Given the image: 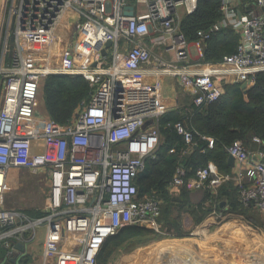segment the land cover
<instances>
[{
	"label": "built area",
	"instance_id": "obj_1",
	"mask_svg": "<svg viewBox=\"0 0 264 264\" xmlns=\"http://www.w3.org/2000/svg\"><path fill=\"white\" fill-rule=\"evenodd\" d=\"M199 1L0 0V22L7 28L0 36V247L6 251L1 264H22L18 246L35 239L40 227L47 228L44 258L55 259L54 264H97L105 241L125 227L162 233V201L140 197L136 185L146 160L160 145L158 124L166 114L160 85L151 79L179 77L192 91L194 104L205 107L223 95L217 79L254 84L264 74V0H222L223 20L209 32L199 31L194 43L204 58L213 33L232 27L241 37L237 51L204 71L190 72L192 42L180 29L179 8L193 14ZM243 1L260 12L239 16ZM131 8L134 16L128 15ZM70 23L77 30L70 37L77 35L78 46L70 43L62 64L55 65L53 47L45 45L55 43ZM23 40H33L39 53L44 47L49 50L45 64L46 56L39 54L35 65L27 61L25 55L31 53ZM147 40L153 49L174 53L176 63L156 56ZM108 41L112 46L105 56ZM88 48L82 55L80 50ZM77 56L85 64L78 65ZM153 63L152 75L146 69ZM51 75L82 76L95 87L91 100L67 125L38 114L40 88ZM148 121L152 124L145 127ZM176 129L191 150L193 133L182 123ZM204 139L213 149L215 140ZM227 151L246 165L237 177L241 204L264 213V152H251L240 141ZM13 170L48 173L50 191L41 217L4 208ZM183 175L179 169L171 187L184 185ZM229 179L209 165L199 168L187 186L214 190Z\"/></svg>",
	"mask_w": 264,
	"mask_h": 264
},
{
	"label": "trees",
	"instance_id": "obj_2",
	"mask_svg": "<svg viewBox=\"0 0 264 264\" xmlns=\"http://www.w3.org/2000/svg\"><path fill=\"white\" fill-rule=\"evenodd\" d=\"M222 5V0H200L193 14L183 16L180 29L190 42L198 40L199 31L209 32L223 20ZM240 39L239 33L232 27H224L216 31L205 43L203 62L208 64L222 62L225 56L237 51ZM42 84L47 115L59 125L69 124L81 109L82 104L91 100L95 91V87L82 76L51 75ZM222 86L224 93L217 102L205 107H197L192 100L191 112L187 116L183 117L175 113L165 114L159 120L160 145L146 160L145 170L138 175L136 185L140 197L156 196L162 201L161 220L166 223L173 222L171 219L173 210L180 209L189 213L198 223L206 219L212 211L206 207L213 197L210 190H207L205 201L197 206L189 203L186 186L181 189L180 200H174L169 187L179 169L184 172L185 182L194 178L199 168H206L211 162L216 164L222 174L230 175L227 150L236 141L242 142L246 149L253 150L256 149V145H259L256 142L257 139L260 142L261 151L264 152V74H258L254 84L246 90L242 88L241 83L237 82L224 81ZM178 123H182L193 133V151L190 154L184 153L190 150V147L186 145L184 136L178 133L176 129ZM204 138L215 140L213 149L209 148ZM172 150H174L173 153H171ZM213 199L218 202L217 209L222 216H229V219L242 218L245 222L240 219L241 226L247 223L254 229L264 227L261 212L253 207H244L240 202L239 189L236 187L233 190L231 182L221 185L218 195ZM223 200L228 202L226 207L228 210L224 213L221 207ZM41 216L39 212L34 217ZM241 226L231 224L224 229L225 232L230 231L236 235V238L232 239L225 237L228 241L227 247L241 246L244 248V253H248L249 256L255 251L254 247L262 243H252L245 237H241L239 233H243V230L247 235H255L249 228ZM200 231L206 233V230ZM149 235L162 236L145 228L133 226L123 228L117 235L105 241L97 258L98 263L108 264L109 259L130 238H144ZM260 238L264 239L262 236ZM251 244H254V247H251ZM5 254L6 251L0 247L2 262ZM29 262V257H25L22 261L23 264Z\"/></svg>",
	"mask_w": 264,
	"mask_h": 264
},
{
	"label": "rangeland",
	"instance_id": "obj_3",
	"mask_svg": "<svg viewBox=\"0 0 264 264\" xmlns=\"http://www.w3.org/2000/svg\"><path fill=\"white\" fill-rule=\"evenodd\" d=\"M179 11L182 13L183 9L179 8ZM72 25L73 24L71 23L66 25L67 31L62 32L61 35L56 38L55 43L53 41L52 43L49 42L50 45L49 44L45 45V47H49V46L51 48L53 47L50 54H51V57L53 58L52 63L55 65L62 64L70 43H72L73 46H78L77 43H75L77 42V37H76L77 35H75L73 39H71L70 37V31H72L73 35L76 34L77 32L76 29H73L75 27L72 28ZM70 29H73V30H70ZM6 32H7V28H3L2 23L0 22V36H1V33L2 34L4 33L5 35ZM81 44L82 46L84 45V43H81ZM22 45L26 47L31 53V55H28V54L25 55L27 61L31 65H35L34 63L36 62L38 58V54L41 56V58L43 56L44 57L46 56L45 57L46 59H44L43 57L44 64L46 63V60L49 57V56L47 57V53H48L47 51H49L48 49L43 50L45 47L41 48V50L44 51V53L42 52L39 53L38 49H35L34 47L33 40H23ZM124 45L125 43L122 42L121 48H120V54L122 55H124L127 51V47H125ZM90 50L91 48L86 49V51L84 49L80 51L82 55H86L87 54L86 52ZM76 63L78 65L85 64L84 60L80 56H77ZM67 65L69 66V63L66 64L65 62V66ZM43 99H44L43 91H42V88H40L39 110L38 111L40 114L48 117L47 112L45 110ZM12 173L15 175L13 181L10 180V175ZM12 173L9 175L8 180H7V185H6L5 195H4V200H5L4 207L6 209H11V208L18 209L20 212L25 213L29 215L30 217H34L39 212H42V210L45 208L46 199L50 191V186L47 180L48 178L44 177L43 175L34 176L32 172L28 170H21V171H15V172L13 171ZM205 193H206V190L204 188L192 190L190 192V201L194 203H197V202L200 203L204 199ZM216 212H219V211H216ZM176 214H178V211L173 210L171 214V218L173 217V215H176ZM218 216L219 214L213 217L216 219H214L213 221H210L211 223H209L208 220L212 217H209L203 223L207 225L208 228H210L208 229L206 227L207 230L206 229L205 230L207 234L197 229L198 227H203L202 225L198 227L188 226L186 230L182 231L183 235L179 236V237H186V239L183 238L184 240L182 241L166 239V238L177 237V236L172 237L167 234L162 235V236L149 235L144 238H130L128 242L125 243V245H123L122 247H120V249H118L116 253L109 259L108 264H120L122 260L132 261V258L140 255L141 252H142L141 258H144V259L141 260L140 263L138 261L137 262L135 261L136 263L134 264H151L156 259L157 256H155V254L157 255L158 253L157 250L159 249L160 246L165 245L166 243H171V244L172 243H176V244L187 243L188 244L189 242L187 241H192V243H194V245H192V248H194V250H196L200 256L202 255L205 258V261L210 260L212 262L211 263L210 261H207V262H210L207 264H223V263L224 264H264V239L260 238L261 236H263L264 238V227H262L263 229H254L253 226H251L250 224L243 223L246 227L250 228V231L252 233H255L254 236H252L251 234L250 235L245 234L246 239H248L252 243L253 242L262 243L260 246L257 245V247H254L255 243L251 244V247H254L255 251L248 256V253H244L243 251L244 248H242L241 246L237 248L238 250L236 249L233 250L232 247H227L228 241L225 239V237L232 239V238H236L235 237L236 235H234L230 231L225 232L224 231L225 228L222 229V227H224L227 224L235 223L236 221L237 222L239 221L240 223L241 222L240 219L242 218L239 219L238 217V218L229 219L230 218L229 216H220V217ZM242 222H245V220L242 219ZM42 231H43V228L37 229L38 238L35 241H32L31 243H29L28 246L32 247L38 243V241L42 237V235L39 236V234H41ZM163 238H165V241L166 240H169V241L163 242L164 240L163 241L159 240ZM207 239H210V241H207ZM225 248L227 250H225ZM147 252L149 253V255L146 254ZM197 252L195 253L197 254ZM177 255H178V258L180 259L179 261L182 260L184 262V260H186L187 264H199V261L201 260V259H198V257L196 256H193L194 260L192 258H189V253L185 251H179L177 252L176 256ZM237 258H240V260H238ZM169 260H172V259H169ZM124 261L122 262L125 263ZM165 261L167 263V258L166 260L164 258V262ZM97 264H100V263H98L97 261Z\"/></svg>",
	"mask_w": 264,
	"mask_h": 264
},
{
	"label": "crops",
	"instance_id": "obj_4",
	"mask_svg": "<svg viewBox=\"0 0 264 264\" xmlns=\"http://www.w3.org/2000/svg\"><path fill=\"white\" fill-rule=\"evenodd\" d=\"M238 10L240 12L239 13V16H241V14L242 15L243 14H247L249 11H252V12H255V13H259L260 12L259 9H257L254 5H251V4H247V5L245 4L244 5V1L242 3V6H240L238 8ZM184 15H185V12H182L181 13V19L183 18ZM147 43L153 49V46L151 45V43H149V40H147ZM190 50H191V55H192L191 62H190V72L191 73H198V72L204 71L207 68L208 63H204L203 62V58H200L199 57L194 42L191 43V49ZM153 51H154L153 53L156 56H161V57H163L164 59L168 60L169 62H171L173 64H175L176 61H177L174 53H166V50L163 49V48L155 47L153 49ZM155 66H156L155 63H153L152 65H150L146 69L147 72H150L153 75L152 69ZM179 66L182 67V66H184V64H181ZM151 81H156L160 85V98H161V102H162L163 106L165 107L166 114H173V113H175L177 115H180V116H183L184 117V116H187V114L191 112V102L193 100V103H194V95H193L192 91L187 90L183 86V84L181 82V79L179 77H174V76H169V75H162V76L156 78L154 76L153 77V80L151 79ZM224 81L235 82L232 78H229V77L222 78V79H217V82L222 87L223 93H224V88H223L222 85H223V82ZM252 85L253 84H250L247 87V89H249ZM38 114L40 116L46 117L45 115L40 114L39 111H38ZM151 124L149 126H151ZM256 142L259 143V145H260L259 140L256 139ZM259 145H256L257 146L256 149L249 150V151H251V152H261V149H260ZM192 151H193V149L190 150V153ZM229 157L230 156L228 154V161H229ZM228 164H229V162H228ZM209 165H212L213 167H215L217 169V171H218V173H219L220 176H223V177L228 176L230 178L229 180H226L223 184H225L226 182H231L232 185H233V190H235L236 187L238 188L237 177L239 175V172L240 171H245V169H246V165L245 166L244 165H241L239 162L235 161V166L234 167H231L229 165L230 168H231V174L230 175H224V174H222L219 171V169H218V167L216 166L215 163L211 162V163H209ZM13 171L15 172V171H21V170H13ZM33 175L34 176H39V175L42 176L43 175L44 177L48 178L47 180H48V183H49V177H48V173L46 171H43V172H41L39 174H33ZM14 176L15 175L12 173L10 175V180L13 181L14 180ZM187 182H185L184 185L179 186V187H171V185H170L169 192L171 193V195L174 196V200L179 201L180 200V197L182 195L181 189L183 188V186H186L187 193H188L189 203L191 205H193V206H197L199 204H202L205 201L206 195H207V190H210L212 192V196L213 197L217 196L218 195V189H220L221 185H223V184H221L220 186L215 187L214 190H212V189H205L206 190V193H205L204 199L200 203L199 202L194 203V202H191L190 201V192L192 190H195V189L189 188L187 186L188 185ZM49 186H50V183H49ZM213 197L206 204V207L208 209H210V210L212 209L211 214L208 215L206 217V219H204L201 223L196 222L195 218L192 215H190L189 213H187L185 211H181L179 209V211L177 210L178 211V214L173 215V217L171 218L173 220V222L166 223L165 221H162V220L160 221L161 222V230H162L161 235H166L167 234V235L172 236V237L173 236H177V237H174V238H166V239H172V240H175V241H178V240L179 241H182V240H184L183 238L186 239V237H179V236L183 235L182 231L183 230H186L188 226L198 227V226L202 225L203 227H198L197 229L198 230H203V231L205 229L207 230L208 226L205 225V224H203V223L209 217H212V218H210L208 220L209 223H211L210 221H213L214 219H216V218H213V217L217 216L218 214H219L218 217L222 216L219 212H216V211H218V209H217L218 202H215V200L213 199ZM47 198H48V196H47ZM46 201H47V199H46ZM4 202H5V200H4ZM227 206H228V202L223 200L222 203H221V207H222L223 213H224V211H227L228 210V208H226ZM13 209H15V208H13ZM199 215H201V214H199ZM263 215H264V213H261V216H262V219H263V222H264ZM231 224L232 225H236V226L237 225L238 226H241V223H239V222H235V223H231ZM231 224L225 225L224 227H222V229L223 228H226V227H229V225H231ZM242 226H245V225L243 224ZM40 228H43L42 233L39 234V236L42 235L41 239L38 241V243L36 245H34L32 247L28 246L29 243H31L32 241H35L38 238L37 237L38 236V232H36V238L33 239L31 242L27 243L26 246H25L26 247L25 252H22L24 255L21 258V262L24 260L25 257H29L30 258V262L28 264H54L55 263V259H46L45 260V258H44V247H45V240H46V231H47V228L46 227H40ZM208 229H210V228H208ZM242 232L243 233H241V232L240 233L238 232V233H239V235L241 237H245V234H247L246 231L243 230ZM159 240H161V241L164 240L163 242L169 241V240H166L165 241V238L159 239ZM187 242H189V243L188 244L185 243L186 245H191V246L194 245V243H192V241H187ZM160 244H162V243H160ZM229 247H232L233 250L234 249L238 250L237 248H239V247L233 246V245H231ZM170 258L172 260H169V264H187V261L186 260H184V262L181 260V263H180V261H179L180 259L178 258V255L176 256V254H174V255H171L170 254ZM189 258H192L193 259V257H192L191 254H189ZM237 259L240 260V258H237ZM122 261H124V260H122ZM122 261H121L120 264L123 263ZM126 261H124V262H126ZM1 263H2V261L0 260V264Z\"/></svg>",
	"mask_w": 264,
	"mask_h": 264
},
{
	"label": "bare ground",
	"instance_id": "obj_5",
	"mask_svg": "<svg viewBox=\"0 0 264 264\" xmlns=\"http://www.w3.org/2000/svg\"><path fill=\"white\" fill-rule=\"evenodd\" d=\"M205 242V241H204ZM179 251H185V252H188L189 254L191 253L192 254V257L193 256H196V257H198V259H201L200 261H199V264H204V263H210L211 261L210 260H206L205 261V258L201 255H199V253L196 251V250H194V248H192V246L191 245H185V244H176V243H166L165 245H162V246H160L159 247V249L157 250V255L155 254V256H157L156 257V259L154 260V262L153 263H151V264H169V256H170V254L171 255H174L175 253L177 254V252H179ZM150 252H152V251H150ZM166 252V253H165ZM195 252H197V254L195 253ZM156 253V252H155ZM182 253V252H181ZM147 255H149V253L147 252L146 253ZM184 255V254H183ZM141 256H142V252L140 253V255H138V256H136V257H134V258H132V261H131V263H130V261L128 260V261H126L125 263H122V264H134V263H136L137 261L140 263L141 262V260H143L144 258H141ZM152 256V255H151ZM181 256V255H180ZM153 258H155V257H153ZM164 258H165V260H166V258H167V263H166V261L164 262ZM171 259V258H170ZM175 259V258H174ZM148 260H149V258H148ZM151 260V259H150ZM136 261V262H135ZM207 261H210V262H207ZM142 262H144V261H142ZM180 263H181V261H180ZM188 263H190V262H188ZM212 263V262H211Z\"/></svg>",
	"mask_w": 264,
	"mask_h": 264
},
{
	"label": "water",
	"instance_id": "obj_6",
	"mask_svg": "<svg viewBox=\"0 0 264 264\" xmlns=\"http://www.w3.org/2000/svg\"><path fill=\"white\" fill-rule=\"evenodd\" d=\"M130 10H131V11H130V13H129L128 15H129V16H134V11H133V9L131 8ZM111 46H112V42H111V41H108V42L105 44V48H106V49L102 51V54L105 55V56H107V55H108L107 49H109ZM249 85H250L249 82H248V83H244V84L242 85V88H243L244 90H246L247 87H248ZM151 123H152L151 121H148V122L146 123L145 127L149 126ZM235 161H236V160H235L232 156L229 157V161H228V162H229V165H230L231 167H234V166H235ZM263 217H264V215H263ZM18 249H20L22 252H25L26 247H25L24 245H19V246H18Z\"/></svg>",
	"mask_w": 264,
	"mask_h": 264
}]
</instances>
